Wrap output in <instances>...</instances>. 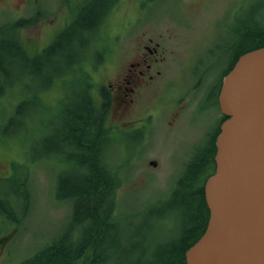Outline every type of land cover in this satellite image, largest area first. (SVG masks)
Here are the masks:
<instances>
[{"label": "rangeland", "instance_id": "rangeland-1", "mask_svg": "<svg viewBox=\"0 0 264 264\" xmlns=\"http://www.w3.org/2000/svg\"><path fill=\"white\" fill-rule=\"evenodd\" d=\"M96 1L65 0V4L82 3L87 7ZM106 2L98 0L101 7ZM24 3V0H0V87L10 86L0 98V209L10 210L6 200L10 198L16 202L15 214L24 215L15 224L0 213V264H19L59 235L72 212V201L62 196L67 194L70 184L85 173L84 162L75 159V151L62 152L58 149L66 147L57 149L56 144V148L51 149L63 120L58 115L60 101L65 98L67 101L69 97L72 100V95L78 93L80 80L74 74L56 80V88L47 91L51 98L47 103L49 110H43L34 97L43 86L44 75L34 59L29 65L24 63L26 58L13 38V28L19 18L31 15L33 21L18 29L16 37L33 56L51 42L56 30L67 19V13L62 0H42L43 5L38 9L33 5L25 7ZM137 3L138 0H119L107 16L102 31L110 42L116 40V33L122 26L136 18ZM140 9L142 17L132 23V31L149 19L151 22L143 28L146 37L156 38L163 34L168 43L166 34L170 32L173 54L167 63L169 76L164 67L162 74L163 78H170V82L161 93V90L156 95L154 91L148 93L144 106L156 114L144 135L137 130L118 133L115 116L108 111L106 126L112 130L108 162L121 183L116 194L120 231L115 238L123 243L131 240L134 246H146L151 251L154 239L159 241L160 237L161 241H167L176 236L175 223L166 220L168 213L164 202L177 178L185 172L194 146L205 141L203 130L210 114L209 111L193 112L198 100L193 98L190 87L195 75L199 76L202 71L195 73L192 66L196 53H200V43L218 37L221 43L215 48V54L229 43L236 48L243 22L252 26L263 21L264 0H142ZM95 50L94 47L89 51L94 53ZM98 57L90 54L82 64L91 66L89 71L94 83H114L121 69L117 54L111 62L99 61ZM202 58L203 63L213 66L207 79H217L220 63L226 60L206 54ZM104 64L110 68L102 70ZM202 89L207 90L208 86ZM181 91H187L188 96L181 99ZM21 98L31 100L33 117L26 129L23 125L18 132V120L13 118L9 122L8 117ZM51 154L54 157L38 159ZM151 160L156 164L150 165ZM24 165L28 170L30 190V202L26 203L18 190L20 183H13ZM23 185H20L22 190ZM157 207H162L161 213L152 216ZM155 217L158 222L162 221L159 225Z\"/></svg>", "mask_w": 264, "mask_h": 264}, {"label": "trees", "instance_id": "trees-1", "mask_svg": "<svg viewBox=\"0 0 264 264\" xmlns=\"http://www.w3.org/2000/svg\"><path fill=\"white\" fill-rule=\"evenodd\" d=\"M106 6L104 3L101 7L97 0L93 5L79 10L74 20L40 54L33 56L29 55L16 37L17 30L33 20L19 19L14 25L13 38L26 58L24 63L29 65L30 60L34 59L37 61L38 70L44 75L43 86L34 97L43 110H49L47 103L51 98L47 91L56 88V80L72 74L80 80L76 90L78 93L72 95V100L69 97L67 101L66 98L60 101L58 115L63 120L58 134H55L57 142L51 144V149L56 144L57 149L66 147L63 150L58 149L62 152L75 151V159L83 160L85 167L82 180L78 179L70 184L67 194L62 196L72 201V212L62 231L19 264H185L186 249L201 236L206 227L209 210L204 199L203 185L205 179L214 171L213 140H206L195 151L185 165V172L177 178L164 202L168 213L166 220L175 223L176 236L167 241H161L163 238L160 237L159 241L154 239L151 251L146 246H134L131 240L123 243L115 238L120 231L116 217V194L121 183L117 172L108 162L112 136L111 130L106 126L107 102L102 101V106L96 104L92 94L95 84L89 71L91 66L88 68L82 64L90 54L99 56L100 61L102 51L99 44L102 37L98 34ZM257 31L256 28L253 29L257 41L245 49L264 46V36H258ZM94 47L98 50L91 53L92 50H89ZM81 49H84L83 52ZM9 87H0V98L9 91ZM30 101L21 98L14 104L8 117L9 122L13 118L18 120V132L23 129V125L26 129V124L33 117ZM50 157L54 155H44L38 159ZM26 169L27 166L24 165V169L19 170L18 178L13 182L20 185L24 183L23 190L20 185L18 190L25 203L30 202ZM1 179L7 181L6 178ZM6 200L9 201L10 210L2 207L0 213H4V217L10 222L19 223L24 217L23 213L17 216L14 208L16 202L10 198ZM161 210L162 207H157L152 216L159 215ZM155 218L159 225L162 221L158 222L157 217Z\"/></svg>", "mask_w": 264, "mask_h": 264}, {"label": "water", "instance_id": "water-1", "mask_svg": "<svg viewBox=\"0 0 264 264\" xmlns=\"http://www.w3.org/2000/svg\"><path fill=\"white\" fill-rule=\"evenodd\" d=\"M218 103L225 119L203 185L209 217L185 264H264V46L237 58Z\"/></svg>", "mask_w": 264, "mask_h": 264}, {"label": "flooded vegetation", "instance_id": "flooded-vegetation-1", "mask_svg": "<svg viewBox=\"0 0 264 264\" xmlns=\"http://www.w3.org/2000/svg\"><path fill=\"white\" fill-rule=\"evenodd\" d=\"M24 2L25 7L33 5L36 9L43 5L42 0H24ZM118 2L119 0H107L105 13L101 16L100 34L98 35L102 37V41H100L101 43L99 44V49L102 51L100 61L103 62L107 60V62H111V60L115 58V54H117L121 69L114 83H94L95 87L92 90V94L95 97L96 104H99V106H102V101L107 102V111L115 116V126H117L118 133H127L132 130H137L144 135L146 133L145 131H147L149 126L153 123L156 114L154 111L151 112L149 107L146 108L144 102L150 91H154L155 94L153 95H156L160 90V93L165 90L167 84H169L170 78H163L162 74L164 67V70L169 76L167 63L168 60H170L169 57L173 54V46L170 44V32L166 34L167 37L169 36L168 43L163 34H159L156 38L145 36L143 28L148 22H151L149 19H145L141 25L132 31V23L139 21L142 17V10L140 9L142 0H138L135 6L137 10L136 18H133L131 21H128L126 25L122 26L116 33V40L113 43L110 42L108 38L105 37L102 29L107 16L116 7ZM62 3L67 13V19L63 20V25L56 30L51 42L66 25L74 20L79 10L86 6L82 3L72 6L69 3L65 4V0H62ZM19 19L28 20L31 19V15L20 17ZM241 26L242 31L238 33V38L235 42L236 48H234V44L229 43L226 46H221L219 50L216 51L217 54H215V48L221 43L218 37H215L209 40L208 43L201 42L199 47L200 53L202 54L196 53L194 57L192 66L195 68V73L200 72V70L202 71L199 76L195 75L194 82L190 85L191 90L194 92L193 98L198 100L195 111L193 112L202 113L209 111L208 113L210 116L203 130V138L205 141L194 146L193 151L190 153L191 155L189 154L191 157L194 156L197 149L203 146L206 140H213L215 146L216 135L221 123L225 119V116L220 111L218 103V93L222 78L233 67L237 58L241 54L249 51L245 48L252 42L257 41L253 29L256 28V30H258L256 32L258 36H264V16L263 21L261 20V22L254 23L252 26L245 21ZM134 35L137 37L133 38L132 36ZM129 37H131V41H128V43L126 41L129 40ZM45 47V45L42 46L41 51L39 50V54ZM203 54L209 55L212 58L215 56L217 59L221 57V59L226 60L224 63H220V68L218 70L219 76L217 79H207L208 74L213 70V66L203 63ZM105 64L102 65V70L110 68V65L106 66ZM107 74L106 77H108ZM106 77L104 76L103 80L106 79ZM204 85L208 86L207 90L202 89ZM187 96V91L184 93L181 91V99ZM151 161L155 162L154 160Z\"/></svg>", "mask_w": 264, "mask_h": 264}]
</instances>
